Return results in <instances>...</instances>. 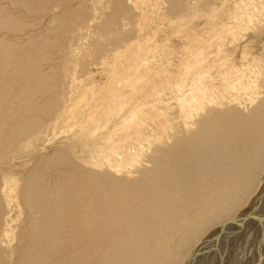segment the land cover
Returning a JSON list of instances; mask_svg holds the SVG:
<instances>
[{
	"label": "bare ground",
	"instance_id": "1",
	"mask_svg": "<svg viewBox=\"0 0 264 264\" xmlns=\"http://www.w3.org/2000/svg\"><path fill=\"white\" fill-rule=\"evenodd\" d=\"M5 1L0 264H264V0Z\"/></svg>",
	"mask_w": 264,
	"mask_h": 264
},
{
	"label": "rangeland",
	"instance_id": "2",
	"mask_svg": "<svg viewBox=\"0 0 264 264\" xmlns=\"http://www.w3.org/2000/svg\"><path fill=\"white\" fill-rule=\"evenodd\" d=\"M2 3H4V4H5V3H6V1H5V0H2ZM12 6H13V5H12ZM13 7H14V8H13ZM13 7H11V6H10V8H13V9H15V8H16V6H13ZM6 9H7V8H6ZM16 10H17V9H16ZM27 14L31 16V14H32V13H27ZM23 156H24V157H26V159H27V154H23Z\"/></svg>",
	"mask_w": 264,
	"mask_h": 264
}]
</instances>
